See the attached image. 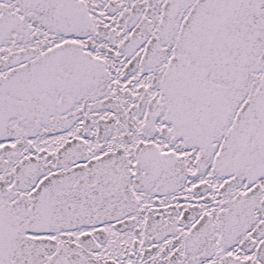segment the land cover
I'll return each mask as SVG.
<instances>
[{
	"label": "snow or ice",
	"instance_id": "obj_1",
	"mask_svg": "<svg viewBox=\"0 0 264 264\" xmlns=\"http://www.w3.org/2000/svg\"><path fill=\"white\" fill-rule=\"evenodd\" d=\"M0 264H264V0H0Z\"/></svg>",
	"mask_w": 264,
	"mask_h": 264
}]
</instances>
